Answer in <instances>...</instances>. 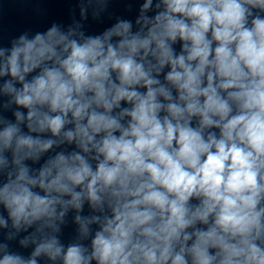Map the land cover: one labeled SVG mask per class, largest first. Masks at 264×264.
I'll return each mask as SVG.
<instances>
[{
    "label": "clouds",
    "instance_id": "obj_1",
    "mask_svg": "<svg viewBox=\"0 0 264 264\" xmlns=\"http://www.w3.org/2000/svg\"><path fill=\"white\" fill-rule=\"evenodd\" d=\"M113 2L0 47V264H264V0Z\"/></svg>",
    "mask_w": 264,
    "mask_h": 264
}]
</instances>
